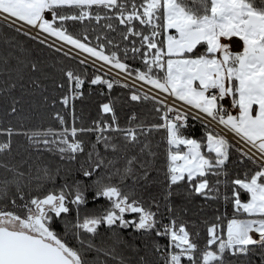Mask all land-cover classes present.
<instances>
[{
	"label": "snow or ice",
	"instance_id": "1",
	"mask_svg": "<svg viewBox=\"0 0 264 264\" xmlns=\"http://www.w3.org/2000/svg\"><path fill=\"white\" fill-rule=\"evenodd\" d=\"M0 41V264H264V0H0Z\"/></svg>",
	"mask_w": 264,
	"mask_h": 264
},
{
	"label": "trees",
	"instance_id": "2",
	"mask_svg": "<svg viewBox=\"0 0 264 264\" xmlns=\"http://www.w3.org/2000/svg\"><path fill=\"white\" fill-rule=\"evenodd\" d=\"M189 3H194V0H189ZM93 24H95V22H93ZM103 24V22H101L100 24H96V27H100ZM84 27H89L91 28L92 25H87L84 23H77L76 25L72 26V30L79 32L81 31L82 28ZM96 33H93V37H95ZM22 39L26 40V47H29L30 49H32L33 51V55L36 54V50H35V42L31 41V40H27V38H23ZM5 45L3 44L2 41H0V53H2L5 49ZM18 54H22L19 53ZM44 55L47 56L48 52L45 51ZM65 63L68 64H74L75 61L71 60L70 58H65L64 59ZM87 70L89 73H93V69L90 66H87ZM91 77H89L90 79ZM94 88L96 86H93ZM105 88V92H107V88L106 86H104ZM84 89L87 95V90H88V85L87 83L84 85ZM111 96L112 97H117V103H116V111H117V116L121 122V124H124L127 120L128 117L131 116L132 112L135 111L137 113V116L140 119H144L146 121H151L154 119V113H151L148 111V108H150V105H129L127 103L128 100V96H127V89L123 88V86L121 85H114V89L111 92ZM106 97H101L99 95V92L97 90L96 93L92 94L90 96V98L86 101H84L83 106L81 105V102L79 100L76 101V107H77V112L79 113L81 110V107H83V115L84 118H86L88 121H91V119H94L97 117V109H98V103L103 102L104 99ZM70 120V118H69ZM195 128H199L198 124H194L193 125ZM158 138V137H157ZM50 154H46V158L49 157ZM233 159H235V157H233ZM231 167V166H230ZM233 171H235V169H233ZM223 188V186H221ZM202 198L197 199V201H194L193 204L190 206V210H189V214H188V218H195L197 216V209L200 208V200ZM208 207L204 208V217H208V216H212L214 215V211H213V205L218 206L221 211L224 210V202L221 199L219 202L216 201H209L208 202ZM229 212H231V208L228 209ZM204 217H200L201 219H203ZM101 233L105 232L104 228L100 229ZM125 235L124 238L125 239H131L132 237L128 235V232L131 231V229H127V230H123ZM101 237H97V240H100ZM137 243H139V240H137ZM109 264H113L112 261H109Z\"/></svg>",
	"mask_w": 264,
	"mask_h": 264
},
{
	"label": "built area",
	"instance_id": "3",
	"mask_svg": "<svg viewBox=\"0 0 264 264\" xmlns=\"http://www.w3.org/2000/svg\"><path fill=\"white\" fill-rule=\"evenodd\" d=\"M102 63V62H101ZM88 66H90L91 67V65H88ZM111 76H113V77H115L116 76V72L115 71H113L111 74H110ZM226 103H227V101H225Z\"/></svg>",
	"mask_w": 264,
	"mask_h": 264
}]
</instances>
